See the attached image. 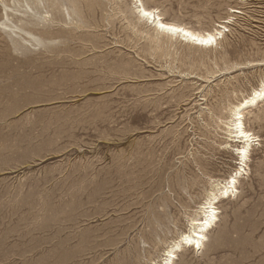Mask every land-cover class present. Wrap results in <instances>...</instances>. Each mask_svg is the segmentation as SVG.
Listing matches in <instances>:
<instances>
[{
    "label": "rangeland",
    "instance_id": "rangeland-1",
    "mask_svg": "<svg viewBox=\"0 0 264 264\" xmlns=\"http://www.w3.org/2000/svg\"><path fill=\"white\" fill-rule=\"evenodd\" d=\"M135 1L0 2V264L160 262L238 170L174 264H264V100L244 111L246 168L228 127L264 79V0H142L196 32L229 21L211 48L159 34Z\"/></svg>",
    "mask_w": 264,
    "mask_h": 264
},
{
    "label": "bare ground",
    "instance_id": "bare-ground-1",
    "mask_svg": "<svg viewBox=\"0 0 264 264\" xmlns=\"http://www.w3.org/2000/svg\"><path fill=\"white\" fill-rule=\"evenodd\" d=\"M7 1L8 0H0L5 12L9 9L7 5ZM134 3H135L136 11L139 14V19L145 20L147 22H151L152 24H154L156 32L162 35L164 34V35L170 36V37L181 38L183 41H185V43L187 42V44L189 43V44L201 47V48H211L214 45H216L217 41L223 37L222 30L224 31L227 30L224 24H227L229 22L225 20L221 24H217L216 29L201 33V32L193 31L187 26L166 21L165 18L160 14L158 10L148 8L147 6L144 5L142 0H136ZM81 51L82 50H80V52ZM84 55H87V54L85 53ZM82 74H85V73H82ZM263 100H264V79L262 80L258 88L252 90V94L248 98H245L240 103H238V105L234 106L231 109L230 120L228 122L229 134L234 139L235 143L242 145V147L239 148L237 152H238V155L240 156L241 167L243 168H246L248 166L247 161L249 159L250 152L252 150L254 142L257 141V137L254 136V134L251 133L249 130H247L245 126L244 111L245 109L258 105V103ZM243 171L245 170L236 171L235 174L232 175L227 180H216V181L211 182L210 193L208 194L205 202H203L199 206L198 210L196 211V215L190 219L188 231L180 235V237L177 240L173 241L168 246L160 262H155L153 264H174L175 259L177 258V253L182 251L183 247L189 246L195 250H200L204 246V242L207 240L208 232L211 229H213L214 226L217 225V222L219 220L218 218L219 212L216 206L218 205L221 199L229 198L230 196L234 195V193L237 191V184L239 183L238 178L241 176V173Z\"/></svg>",
    "mask_w": 264,
    "mask_h": 264
}]
</instances>
